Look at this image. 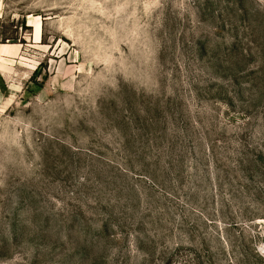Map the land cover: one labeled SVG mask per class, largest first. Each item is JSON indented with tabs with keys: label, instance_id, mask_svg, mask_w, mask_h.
Instances as JSON below:
<instances>
[{
	"label": "rangeland",
	"instance_id": "1",
	"mask_svg": "<svg viewBox=\"0 0 264 264\" xmlns=\"http://www.w3.org/2000/svg\"><path fill=\"white\" fill-rule=\"evenodd\" d=\"M0 264H264V0H0Z\"/></svg>",
	"mask_w": 264,
	"mask_h": 264
},
{
	"label": "bare ground",
	"instance_id": "2",
	"mask_svg": "<svg viewBox=\"0 0 264 264\" xmlns=\"http://www.w3.org/2000/svg\"><path fill=\"white\" fill-rule=\"evenodd\" d=\"M8 49V45L7 44H1L0 45V50H7Z\"/></svg>",
	"mask_w": 264,
	"mask_h": 264
}]
</instances>
